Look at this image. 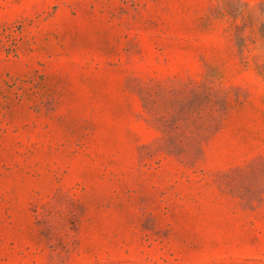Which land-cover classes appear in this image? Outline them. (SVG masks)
Masks as SVG:
<instances>
[{"label": "rangeland", "instance_id": "obj_1", "mask_svg": "<svg viewBox=\"0 0 264 264\" xmlns=\"http://www.w3.org/2000/svg\"><path fill=\"white\" fill-rule=\"evenodd\" d=\"M0 264H264V0H0Z\"/></svg>", "mask_w": 264, "mask_h": 264}]
</instances>
